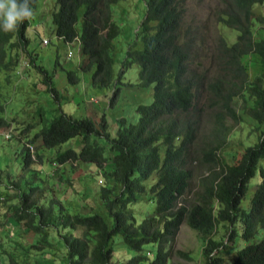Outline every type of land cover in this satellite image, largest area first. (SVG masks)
I'll list each match as a JSON object with an SVG mask.
<instances>
[{"label":"trees","instance_id":"1","mask_svg":"<svg viewBox=\"0 0 264 264\" xmlns=\"http://www.w3.org/2000/svg\"><path fill=\"white\" fill-rule=\"evenodd\" d=\"M38 1L30 0L32 11ZM120 1L54 0L47 30L65 46L79 39L77 69L88 73L92 86L110 90L109 104L124 85V68L132 63L137 65V85L149 87L151 100L133 106L135 118H116L111 136L103 116L88 115L83 100L79 107L84 114L64 113L57 99L61 87L49 85L50 74L33 58L25 59L44 77L41 81L57 103L50 118L39 109L32 111L38 119L30 115L35 121L27 143L52 148L73 140V148L56 152L50 162L91 166L99 180L93 207H84L85 212L73 211L72 203L63 206L56 199L39 202L40 186L15 193L17 200L5 201L0 208V228L11 218L31 236L22 239L31 249L13 252L11 244L18 243L4 232L0 254L10 264H170L171 255L191 260L187 251L171 246L185 222L203 242L201 264H264V39L251 38L252 20L264 22V15L256 11L264 0H218L216 20L237 35L232 43L217 37L207 55L195 52L204 39L200 32L181 25L185 0H144L145 16L134 32L136 41L126 50L121 68H115L114 42L120 31L110 7ZM28 26L25 19L16 30L5 31L0 19V128L12 126L16 136L28 125L13 126L16 116L8 122L1 114L8 94L22 88L16 86L22 78L14 79V70L28 45ZM252 54L259 63L256 76L249 69ZM245 55L249 59L244 60ZM53 63H58L56 55ZM64 70L69 83L76 84V68L69 65ZM234 98L240 101L238 112ZM243 123L256 131L254 141L222 160L219 152L230 130ZM91 136L98 138L90 141ZM29 164L25 147L22 167ZM195 170L201 174L190 191ZM255 176L258 181L250 184ZM66 182L74 192L71 181ZM147 201L153 204L151 211L137 219L131 205ZM218 227L226 229L227 236L213 238ZM223 238L227 240L222 242ZM235 239L243 246L234 247L226 257V248ZM118 248L125 257L112 261Z\"/></svg>","mask_w":264,"mask_h":264},{"label":"rangeland","instance_id":"2","mask_svg":"<svg viewBox=\"0 0 264 264\" xmlns=\"http://www.w3.org/2000/svg\"><path fill=\"white\" fill-rule=\"evenodd\" d=\"M186 2L184 21L185 23H191L195 26L196 30H198L204 38L197 45L195 50L196 54L207 55L209 52L208 46H211L213 40L219 36H222L227 43H232L235 40L237 32L234 29L221 25L216 20L221 7L218 0H186ZM46 5L50 7L48 8ZM51 7L55 8L54 0H39L37 2V7L32 11V16L28 19V34L31 38L27 36L28 45L20 53L18 62L20 60L25 61V59L27 60L29 58H33L34 62L36 59V66L45 69L47 74H52V82L58 84L57 89L61 87V89H59V95L61 97L60 102H62L60 106L61 110L72 117L81 116L84 113L79 107L81 106L79 101L83 100L82 103L85 109H87V114L93 116L95 119H99L103 116L108 130L111 136H113V129L115 128L114 120L119 117H125L126 119L135 118L136 113L133 111V106L137 103H148L151 100L150 89L149 87H140L137 85V65L132 63L124 68L121 78V82H123L124 85L118 95L114 97L109 104V97L111 96L110 90L105 87L97 88L92 86L87 79L88 74L84 72L81 74V71L76 68L78 56L75 44L70 45L69 49L72 54L66 59L67 46L63 45L54 35L49 34L47 30L50 27L48 12ZM110 9L113 17L112 19L115 20L120 31L114 42L115 47L113 52L116 60L115 68H121L122 61L125 59L126 50L132 47L134 41H136L134 31L138 21L143 17L144 4L143 0H123L116 5H112ZM256 11L264 15V4L257 6ZM39 22L42 25L41 28L38 27ZM47 24L49 27H47ZM76 27L79 29V21ZM257 27V21L253 20V38L264 39V30ZM40 39H50V41L47 45H43L39 42ZM137 46L138 45H136V47ZM55 55L57 56V64L53 63ZM247 59H249V56L245 55L244 60ZM198 61L204 63V60L201 58H199ZM248 63L250 73L252 76H256L259 72L257 57L252 54V60H249ZM69 65L76 68L75 74L79 79L74 85L69 83L65 74L64 69H67ZM26 69L27 70H24L26 75L16 83V86L22 87L21 90L13 94H8L4 104V111L1 114L8 122L11 121L12 117L16 116L14 117L15 122H12V125L16 127L28 125V128L24 130L21 135L16 136L17 131L11 126V137L9 139L4 137V134L7 133L6 126L0 128V198H3V200L0 199V208L4 207L5 201H7V203H14V201L17 200L15 193L21 194L27 191V187L29 186H40L41 188L36 191L40 192L39 196L41 195L40 197L38 196L39 202H46L50 198L56 199L63 206L67 203H72L73 205L70 209H73V211H78V209H80V212H85L84 209L86 207H93L92 201L95 200L96 184L98 183L99 177L93 172L91 166L78 165L73 161L65 162V165L57 164V162H50V158H52L56 152L62 151L70 146L73 148V140H68L67 142L61 143L58 147L52 148L43 147L40 142H35L33 144L27 143V137H29L33 129V121L38 119L37 114L32 113V111L35 112L39 109L44 117L50 118L57 103L52 99L46 85L42 83L41 80L44 77L39 75L36 69L32 68L28 63ZM81 75L85 78L82 79ZM17 78L18 76L14 79ZM48 81H50V79L47 80V83ZM31 85H33L32 90L30 89ZM5 92L6 90H4V93ZM61 94L63 96H61ZM88 97L94 99L96 102L93 103V101H89L90 99ZM234 99L232 105L238 112L240 109V101L236 98ZM27 101L32 102L29 104ZM30 115H32L35 120ZM255 132L256 131L252 130L251 125L246 123L238 125L235 130L231 129L225 145L219 152L220 158L224 161L228 160L230 159L231 153L242 150L245 145L251 144L254 141ZM95 138L98 137L91 136L89 140L91 141ZM100 142L105 144V139L100 137ZM25 147H27L30 159V164L27 168L22 167ZM200 174V170H195L194 177L189 183L190 191L196 189ZM67 178L71 181V188H73L74 192L70 191V186L66 182ZM154 179L155 176L152 175L151 181H154ZM257 181L258 177L255 176L250 180V184L256 183ZM252 189L253 186L250 185L248 192L251 193ZM152 205L150 201H147L132 204L131 208L137 219H140L141 216L151 211ZM20 231L23 236L19 234ZM4 232L7 233V239H16L15 241L18 243L11 244L12 247L9 249L13 252L20 250V247H22V252L25 248L31 249L27 242L22 240L31 239V236H26L27 231H22V228H19L11 218L6 219V221L4 220L0 228L1 245L4 241V238L1 237V233ZM227 234L228 231L226 229L224 230V228L218 227L217 232L213 231L212 237L217 238L220 235L227 236ZM226 240V238H223L222 242ZM9 243H11V241ZM171 246L173 250L181 249L187 251L191 260H184L175 255H171L170 264L174 262L201 264L203 262V258L200 254L203 242L198 232L190 229L185 222L179 225ZM241 246H243L241 241L238 239L233 240L232 245L226 248L229 254L225 256L227 257L232 254L234 252V247L239 248ZM6 247L7 246L3 248L6 249ZM125 254L123 249L118 248V250L112 254V261L123 260ZM58 255L60 256L61 252H58ZM0 257H2L1 254ZM148 257H151V255L148 254ZM1 262H3V264H10L6 256L4 257V261L1 260ZM226 263L227 262H225V264Z\"/></svg>","mask_w":264,"mask_h":264},{"label":"clouds","instance_id":"3","mask_svg":"<svg viewBox=\"0 0 264 264\" xmlns=\"http://www.w3.org/2000/svg\"><path fill=\"white\" fill-rule=\"evenodd\" d=\"M143 4H144V12H143L144 14H143V17L141 18V20L138 21L136 29L138 28L139 23L142 21V19L145 16V1L144 0H143ZM186 4H187V2L185 0V2H184V13H183L181 25H182V27H187V26L190 27L192 29V31L194 32V31H196V27L193 26L191 23H185V21H184V15H185V12H186ZM31 16H32V9L30 7V0H22V2H21V0H0V19L3 20V27H4L5 31H14V30H16V28L18 27L19 23H22L25 19H29ZM253 20H252V25H253ZM263 24H264V22L263 23H258V27H260V28H262L264 30V25ZM252 25H251V38H252L253 41L259 40V39H254L253 38L254 36L252 35ZM38 27L39 28L42 27L40 22L38 24ZM136 29H135V31H136ZM27 35H28V37H30L29 34H27ZM39 42L41 44H43V45H47L49 43V40L40 39ZM65 43H66V46H67V53H66L67 54V58L66 59H68L70 57V55L72 54L71 50L69 49L70 45L71 44H75L76 53H77L78 61H79V55H78V52H77L78 51L79 39L74 38L71 42H65ZM78 61H77V63H78ZM77 63H76V68H77ZM34 64L37 65L36 59L34 61ZM90 67H91V69L93 71V66H90ZM26 68H27L26 61L20 60L19 62H17L16 68L14 70L16 76H18V78H23V76L26 75L24 73V70H27ZM81 74H82V72H81ZM81 76H82V79L85 78L83 75H81ZM51 77H52V74L49 75L50 81H48V84L49 85L51 84L54 88H57L58 84L55 83V82H52ZM49 92H51V91L49 90ZM61 96H62V94H61ZM62 99H64V98H62ZM90 101H93V103L96 102L94 99H90ZM58 102L62 103V102H60V99H58ZM6 131H7V133L4 134V137L6 139H9L11 137L10 127L9 128L7 127Z\"/></svg>","mask_w":264,"mask_h":264},{"label":"crops","instance_id":"4","mask_svg":"<svg viewBox=\"0 0 264 264\" xmlns=\"http://www.w3.org/2000/svg\"><path fill=\"white\" fill-rule=\"evenodd\" d=\"M1 260L4 261V257H0V264H3V262H1Z\"/></svg>","mask_w":264,"mask_h":264}]
</instances>
